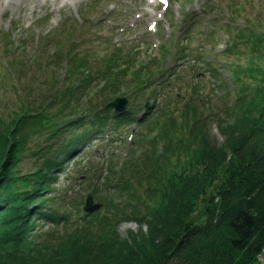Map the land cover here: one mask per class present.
<instances>
[{
	"label": "trees",
	"instance_id": "1",
	"mask_svg": "<svg viewBox=\"0 0 264 264\" xmlns=\"http://www.w3.org/2000/svg\"><path fill=\"white\" fill-rule=\"evenodd\" d=\"M246 24L249 39L255 45L264 44V22L259 28ZM236 47L233 42L230 51ZM71 50L68 71L77 67L76 87L96 81L89 93L105 91V103L123 85L126 92L135 94L139 87L152 85L156 75L151 63L131 69L132 56L114 46L102 54L85 51L93 53L85 63L76 61L81 52L75 47ZM38 53L48 62L59 57L58 53ZM89 58L99 66L94 72L88 67L92 66ZM263 69L258 66L262 78ZM160 85L166 87L164 81ZM62 87L60 82L59 88L50 89L52 96L63 99L66 93L73 94ZM159 89L157 84L153 91ZM52 96L47 103L20 107L8 124L0 122V264H251L256 260L264 247V101L256 102L250 95L246 106L242 100L236 103L239 113L235 117L217 119L221 143L209 138L207 119L201 117L189 126L188 137L178 138L175 146L166 132L164 152L144 158L149 169L155 161L160 163L147 174L145 197H137H143L142 203L128 199L137 190L135 177L122 173L133 170L129 163L124 160L118 166L112 154L104 157V179L93 188L102 191L93 194L103 193L102 199H107L102 210L85 214L79 200L69 199L70 190L65 179L59 181V173L69 161L76 162L73 157L79 147L90 146L86 143L95 128L117 129L131 120L132 111L116 114L105 105V113L92 119L94 126L76 133L84 114L70 113L66 104L50 114L47 108L54 103ZM186 108L195 106L188 102ZM173 148L175 153L169 155ZM27 160L31 164L24 167ZM108 177L112 180L106 183ZM121 189L128 195L120 194ZM127 219L136 221L140 229L121 238L118 226Z\"/></svg>",
	"mask_w": 264,
	"mask_h": 264
},
{
	"label": "rangeland",
	"instance_id": "2",
	"mask_svg": "<svg viewBox=\"0 0 264 264\" xmlns=\"http://www.w3.org/2000/svg\"><path fill=\"white\" fill-rule=\"evenodd\" d=\"M169 1V7L165 11L162 4L148 5V0H53L48 3L25 0L22 4L19 3L18 7L10 5L5 9L0 8V36L6 41L5 44L2 42L0 47V122L2 124L10 123L20 107H35L47 103L52 96L51 90L59 88L60 82L62 88H69L73 94L66 93L63 99L62 95L59 99L52 96L54 103L49 105L47 112L57 113L61 104H66L65 109L67 111L71 109L70 113L76 111L77 115V112H82L84 116L80 120L83 121L75 128L76 133L89 125L94 126L92 119H98L105 113L103 111L107 104L104 102L107 95L105 91L89 93L93 90L96 81L83 82L81 87H76L74 79L78 78L77 67L71 69L73 72L68 71L70 57H66L64 52L67 46H70L68 39L71 34L68 30L74 28H80L85 32L83 37L77 39L80 43L78 53L81 52L77 58L75 57L77 62L85 63L86 57L93 54L90 52L84 54L85 51H82L89 46L98 53L106 52L107 50L102 46L103 40H110L118 41L124 50L129 48L128 51L132 49L136 51V61L139 64H147L148 59L152 57L157 61L155 69L157 73L168 72L164 80L167 82L165 88L161 87L153 91L152 85L145 84L135 90V94H130L126 92L128 88L123 85L122 91L110 99L126 96L127 107L130 105L136 107L134 102L136 98L140 101L141 107L134 113L135 118L146 110L147 113L140 124L136 122L121 124L119 130L115 132L114 129L95 128L93 137L86 143L87 145L91 143V148L87 149L88 146L77 149L73 157L76 158V162L72 164L69 161L68 166L59 173V181L63 182L62 180L65 179V187L70 190L71 202L79 200L80 203L83 201V205L86 194L94 192L96 183L100 184L99 181L102 182L104 179L101 177L105 173L102 169V160L112 154L118 166L125 160L129 163L128 168H133L129 172L126 169L122 171L134 176L137 185L135 196H128V199L142 203L145 197L143 189L149 184L147 174L152 168L158 169L160 163L155 161L156 163L154 162L155 164L153 163L154 165L152 164L149 169L144 163V158L149 159L150 155L154 157L156 153L164 152L162 150L164 140H167L164 139L166 132L174 139L175 143L173 142L172 146H175L178 144V138L188 137L189 126L196 120H201V117L207 119L209 138L221 143L223 136L217 128V119L235 117L239 113L236 103L242 100L246 106L251 99L250 95H254L253 100L256 102L264 101V78L262 71L258 70V66L264 68V44L255 45L252 39H249L248 31L238 28L244 26L245 21L250 24L255 23L253 26L256 28L261 27L264 22V0ZM33 2L32 11L23 8V5L32 6ZM114 5L119 7L117 13L116 10L113 12ZM228 10H232V13L229 14ZM86 13L89 15L86 16ZM209 13H212L213 17ZM187 14L192 18L185 17ZM103 18L105 21L102 23ZM191 21L193 22L190 23ZM210 23H214V26ZM151 25L154 27L150 28ZM89 31L95 32L91 34ZM240 31L242 35L238 38ZM45 32H49L51 37L65 40L64 44L61 47L57 46L56 49H53V44L44 47L47 51L46 55H57V52L61 55L50 62L45 61V56L34 50V43L38 37L45 35ZM209 34H212L211 38L208 37ZM8 40L23 43V49L20 46L8 47ZM233 42L237 45L233 51H230V48L225 49L231 47ZM162 45H165L164 55L161 50ZM183 45H185L184 51L177 53V48ZM91 64L92 66L88 65L90 70L96 71L98 64ZM238 65L243 69L238 67L236 73L238 79L234 80L232 68H237ZM214 69L217 70L216 76L212 75L215 73ZM172 71L174 74L169 75ZM70 74L72 77L69 76ZM156 77L158 76L155 75L153 80ZM159 82L160 80H155L153 83ZM49 85L52 86L51 90ZM193 86H198L200 91H192ZM89 94L91 97L87 98ZM190 96L195 99L192 103V107L195 105L193 110L182 107ZM236 96H239L237 100ZM147 98L148 106L145 108ZM76 102L79 103L74 109ZM230 104L234 105L235 111H231L228 106ZM96 111L97 115L94 116ZM220 113L222 115L218 116ZM227 113L232 115L227 117ZM194 115L199 116V119L193 120ZM188 118L191 120L188 121ZM128 134L134 135L132 137ZM170 151L169 155L175 153L174 148ZM180 153L184 154L183 151ZM184 157L186 158V154ZM30 160L24 163V167H29ZM81 172L87 173L81 175ZM111 180L108 177L104 181L108 183ZM123 189L120 194L128 195ZM97 191L94 193H100L102 190L97 188ZM93 196L96 202L102 204L106 202V197L102 199L103 193L99 195L100 200L97 195ZM138 196L143 197L137 199ZM200 209L201 207L198 206L196 211L199 212ZM99 210L102 208L96 211ZM139 229L136 221L128 219L118 226L121 238L127 237L130 231L134 233ZM146 229V225L143 224L141 230L145 232ZM251 264L264 263L255 260Z\"/></svg>",
	"mask_w": 264,
	"mask_h": 264
},
{
	"label": "water",
	"instance_id": "3",
	"mask_svg": "<svg viewBox=\"0 0 264 264\" xmlns=\"http://www.w3.org/2000/svg\"><path fill=\"white\" fill-rule=\"evenodd\" d=\"M126 98L124 97H116L113 101L108 103V106H113L115 107L116 111H123L126 106ZM101 204L100 203H94L93 197L91 195H88L85 201L84 209L87 212H91L94 210H97L100 208Z\"/></svg>",
	"mask_w": 264,
	"mask_h": 264
},
{
	"label": "bare ground",
	"instance_id": "4",
	"mask_svg": "<svg viewBox=\"0 0 264 264\" xmlns=\"http://www.w3.org/2000/svg\"><path fill=\"white\" fill-rule=\"evenodd\" d=\"M25 0H0V8L5 9L7 6H12V7H18L19 3L22 4V2ZM38 3H48L52 2L53 0H36ZM24 6V5H23ZM34 7V2L32 3V7L30 11L33 10Z\"/></svg>",
	"mask_w": 264,
	"mask_h": 264
},
{
	"label": "built area",
	"instance_id": "5",
	"mask_svg": "<svg viewBox=\"0 0 264 264\" xmlns=\"http://www.w3.org/2000/svg\"><path fill=\"white\" fill-rule=\"evenodd\" d=\"M256 261L259 263H264V247L261 249V251L256 256Z\"/></svg>",
	"mask_w": 264,
	"mask_h": 264
}]
</instances>
